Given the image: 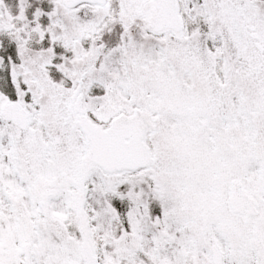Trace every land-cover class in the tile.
Here are the masks:
<instances>
[{"label":"snow or ice","instance_id":"6c2138e0","mask_svg":"<svg viewBox=\"0 0 264 264\" xmlns=\"http://www.w3.org/2000/svg\"><path fill=\"white\" fill-rule=\"evenodd\" d=\"M0 264H264V0H0Z\"/></svg>","mask_w":264,"mask_h":264}]
</instances>
